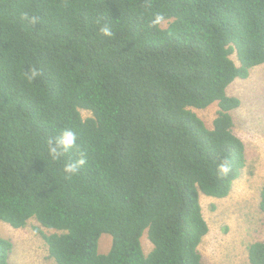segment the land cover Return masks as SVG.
<instances>
[{"label":"trees","instance_id":"1","mask_svg":"<svg viewBox=\"0 0 264 264\" xmlns=\"http://www.w3.org/2000/svg\"><path fill=\"white\" fill-rule=\"evenodd\" d=\"M157 12L166 27H150ZM263 64L264 0H0V222L51 231L54 264H205L199 194L225 199L245 167L231 115L240 101L227 88ZM30 67L41 72L32 83ZM213 104L209 129L193 109ZM65 128L87 154L71 177L63 166L76 148L48 155ZM11 250L0 237V264ZM247 254L264 264V242Z\"/></svg>","mask_w":264,"mask_h":264},{"label":"rangeland","instance_id":"2","mask_svg":"<svg viewBox=\"0 0 264 264\" xmlns=\"http://www.w3.org/2000/svg\"><path fill=\"white\" fill-rule=\"evenodd\" d=\"M231 58L237 64L235 55ZM227 95L240 101V106L231 115L233 133L244 144L245 167L225 199L199 194L203 217L209 229L199 252L205 264H250L248 246L253 242H264V213L259 210L264 183V64L250 69L247 79L235 80L227 88ZM217 110V105L213 104L204 110L193 109V112L210 129ZM89 115L82 111L83 118ZM50 233L35 220H30L21 229L0 222V237L12 244L8 263L54 264L42 236ZM141 243L144 254H148L152 245L146 232ZM110 246L111 237L102 235L98 252L107 254Z\"/></svg>","mask_w":264,"mask_h":264},{"label":"clouds","instance_id":"3","mask_svg":"<svg viewBox=\"0 0 264 264\" xmlns=\"http://www.w3.org/2000/svg\"><path fill=\"white\" fill-rule=\"evenodd\" d=\"M21 20L26 21L28 24H36L38 23V18L36 16H29L27 13L21 14ZM97 24L101 22L99 20L96 21ZM167 23V18L163 12L154 13L150 20V27L153 28H162ZM100 33L105 37H112L113 30L112 26L109 24H102L99 28ZM23 78L28 82L32 83L37 78L41 76V72L36 67H30L28 70L22 73ZM77 133L70 129L65 128L61 130L59 135L54 139L49 141L48 144V155L53 160H59L65 154L69 153V151L73 148H76L79 152V157L75 160L69 161L64 164L63 171L68 176L71 177L78 173L79 169L87 164V154L85 151L81 150L79 145L77 144ZM231 168V163L229 159L224 158L217 165L218 174L220 176H226Z\"/></svg>","mask_w":264,"mask_h":264}]
</instances>
